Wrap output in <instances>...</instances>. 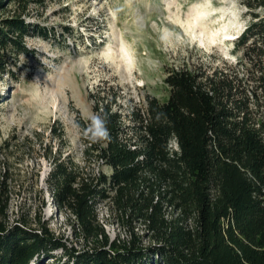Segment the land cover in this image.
I'll list each match as a JSON object with an SVG mask.
<instances>
[{
    "label": "trees",
    "instance_id": "obj_1",
    "mask_svg": "<svg viewBox=\"0 0 264 264\" xmlns=\"http://www.w3.org/2000/svg\"><path fill=\"white\" fill-rule=\"evenodd\" d=\"M42 2L0 0V13L15 7L0 18V74L13 76L10 64L32 55L26 37L47 34L26 20L30 5ZM246 4L253 20L233 50H243L237 65L248 66L246 79L225 68L168 67L167 99L148 96L146 113L129 111L130 127L113 110L115 99L96 105L106 136L89 137L85 151L111 175L83 177L61 152L53 157L49 190L90 247L69 246L45 223L38 230L26 221L9 224L3 177L0 264H264V15L256 12L264 11V0ZM51 132L65 140L63 128ZM108 198L129 230L126 239L111 240L99 221V205Z\"/></svg>",
    "mask_w": 264,
    "mask_h": 264
},
{
    "label": "rangeland",
    "instance_id": "obj_2",
    "mask_svg": "<svg viewBox=\"0 0 264 264\" xmlns=\"http://www.w3.org/2000/svg\"><path fill=\"white\" fill-rule=\"evenodd\" d=\"M14 11L10 4L0 18ZM250 11L246 0L32 3L26 20L47 34L26 37L32 55L21 54L10 64L13 76L0 74V182L6 178L10 190L9 224L26 221L38 230L45 223L69 246L90 247L82 234H75L49 190L53 157L61 152L83 177L111 175L109 166L85 151L98 119L96 105L102 108L106 100L115 99L113 110L122 113L123 124L130 127L129 111L146 113L148 96L167 99L168 67L187 63L210 71L225 68L246 79L248 66L237 65L243 50H233L253 20ZM256 12L264 15L262 9ZM125 48L130 59L123 63L129 69L119 66ZM259 99L264 111V94ZM53 127L65 130L64 141L53 137ZM111 204L110 198L102 200L99 221L111 240L126 239L129 230L119 225ZM56 255L63 257V251Z\"/></svg>",
    "mask_w": 264,
    "mask_h": 264
},
{
    "label": "clouds",
    "instance_id": "obj_3",
    "mask_svg": "<svg viewBox=\"0 0 264 264\" xmlns=\"http://www.w3.org/2000/svg\"><path fill=\"white\" fill-rule=\"evenodd\" d=\"M241 36V35H240ZM239 36V37H240ZM234 39V38H233ZM232 40V39H231ZM94 131H93V136L94 137H105L106 132L103 130L101 121L99 119L94 118Z\"/></svg>",
    "mask_w": 264,
    "mask_h": 264
},
{
    "label": "bare ground",
    "instance_id": "obj_4",
    "mask_svg": "<svg viewBox=\"0 0 264 264\" xmlns=\"http://www.w3.org/2000/svg\"><path fill=\"white\" fill-rule=\"evenodd\" d=\"M227 39H231L230 37H228ZM110 49V48H109ZM112 49H114V48H112ZM128 56V57H127ZM118 57H120V64H119V66H120V68L122 69L123 68V66L125 67V68H127V69H129L130 68V66L127 64H124V63H127V60H129L130 59V57H129V54H128V51L126 50V48L124 49V51L123 52H120V54H119V56ZM123 64H122V63ZM128 66V67H127Z\"/></svg>",
    "mask_w": 264,
    "mask_h": 264
},
{
    "label": "built area",
    "instance_id": "obj_5",
    "mask_svg": "<svg viewBox=\"0 0 264 264\" xmlns=\"http://www.w3.org/2000/svg\"><path fill=\"white\" fill-rule=\"evenodd\" d=\"M174 147L177 148V143L176 142H174Z\"/></svg>",
    "mask_w": 264,
    "mask_h": 264
}]
</instances>
